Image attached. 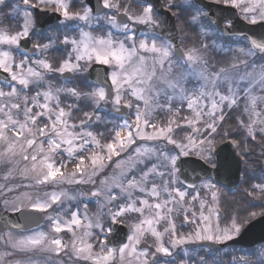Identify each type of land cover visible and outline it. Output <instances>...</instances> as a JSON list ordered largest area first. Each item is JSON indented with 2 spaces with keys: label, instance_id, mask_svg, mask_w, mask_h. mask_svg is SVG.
<instances>
[{
  "label": "snow or ice",
  "instance_id": "6c2138e0",
  "mask_svg": "<svg viewBox=\"0 0 264 264\" xmlns=\"http://www.w3.org/2000/svg\"><path fill=\"white\" fill-rule=\"evenodd\" d=\"M213 2L240 9L262 31L237 34L231 17H215L204 0H0V198L29 222L31 212L43 214L37 219L48 225H12L0 235V264H264V233L232 247L264 220V207L229 214L221 227L217 183L231 161L220 158L216 140L238 149L234 157L251 154L244 140L229 138L226 108L240 109L238 127L249 138L264 139V0ZM41 12L57 14L54 28L37 26ZM181 31L191 46L174 42ZM210 48L231 59L213 64ZM57 51L63 55H49ZM94 65L107 67L93 79ZM188 77L202 82L197 92L185 90ZM177 95L190 119L173 109ZM109 106L131 115L89 130L112 123L101 115ZM65 184L91 185L78 195L96 198L106 222L89 216ZM251 189L264 204V178ZM130 214L136 223L121 235ZM177 216L195 229L180 232ZM146 234L152 245L142 243Z\"/></svg>",
  "mask_w": 264,
  "mask_h": 264
},
{
  "label": "water",
  "instance_id": "95a60500",
  "mask_svg": "<svg viewBox=\"0 0 264 264\" xmlns=\"http://www.w3.org/2000/svg\"><path fill=\"white\" fill-rule=\"evenodd\" d=\"M204 3L210 5V8L208 10H210L212 13H215V17H222V16L231 17L237 34L243 32V33H247L248 35H251L253 30L256 32L262 31V29L258 25H251L246 20H244L240 16L237 8H232L225 5H217L216 3L208 0H204ZM222 9L224 10L222 11ZM38 15H39V20L37 26L39 28H43L47 25V23L55 22L57 14H53L50 12L47 13L41 12L38 13ZM124 21H127V19H125ZM172 23L173 22L170 20L168 24V30L173 36H177L176 31L172 29ZM179 38H180V33L174 42L179 43ZM93 67L95 68V71L92 72L91 78L94 79L97 73L102 75L104 72V68L107 66L94 65ZM117 114L121 116L123 115L127 116L128 109L123 108L121 112ZM218 148L222 149L220 158L223 159L224 157H228L231 161L228 171L226 173H222V178L218 184L225 186L229 189H233L240 180V173L242 169V162L240 161L242 160V158L232 156V153L238 150L234 149L230 145L224 146L223 144H221ZM188 182L191 183V181ZM41 215L43 214L37 212H31V219L36 221L35 223H32L29 222L28 217L23 212L9 211V210L2 211L0 212V233H5L9 231V229H11V226L17 223H21V224L27 223L28 227L34 230L37 228V223H39L40 225L43 224L44 219H37ZM253 223L256 225L255 228H253L251 232H249L247 235L244 236V243L241 245L247 246V242L249 240L255 239L256 237L264 233V220L259 222L254 221ZM119 229L121 231V235L128 234V230L124 225L121 224L119 226ZM210 243L211 242H206L205 245H209ZM213 247H220V246L213 245Z\"/></svg>",
  "mask_w": 264,
  "mask_h": 264
},
{
  "label": "flooded vegetation",
  "instance_id": "af4514ba",
  "mask_svg": "<svg viewBox=\"0 0 264 264\" xmlns=\"http://www.w3.org/2000/svg\"><path fill=\"white\" fill-rule=\"evenodd\" d=\"M213 1V0H211ZM98 2V0H92L93 4H96ZM134 7L136 5H133ZM112 14V13H109ZM119 19L125 20L127 19L126 17H120ZM48 22V21H47ZM127 22V21H125ZM56 24L55 22H49L47 23V25L43 28H40L42 31L45 30H49L54 28ZM97 35L101 34L100 32L96 33ZM114 37L115 38H122L123 36L120 35L119 33H114ZM181 43V41H180ZM51 55H56V56H62L63 52L62 51H57L55 53H50ZM110 107V106H109ZM108 107V108H109ZM116 113V112H114ZM128 113L130 116V110H128ZM127 116V117H128ZM123 117H119L118 119L121 120ZM236 135L240 136L241 138L244 139H251L247 136V133L245 130L241 129L238 127V123L236 121ZM245 132V133H244ZM260 136H256L255 139H257ZM260 141L259 143L256 145V148L252 149L250 152L255 155V158H248L247 156H243L244 160H243V170L241 171V179L239 181V183L233 188V189H229L225 186H221L217 184V189H218V197H219V207L222 213V217H221V227L224 226V224L226 223V217L229 214H239V215H246L247 213L244 211V209L246 208H250V210L253 211H259L261 207H264V204L261 203V201L259 199L253 201V198L251 196H249L247 193L251 192V184L254 183H259L261 182V179L264 178V139H262L260 137ZM258 146V147H257ZM215 183V181H213ZM206 195V190L201 192V196H205ZM259 197V193L256 194ZM97 199H93V201H96ZM255 204V207H252V205ZM191 210V207H194V205H189L188 206ZM207 208V205H206ZM205 214H207V212L205 211ZM130 217H128L127 219H129ZM191 218V217H190ZM176 219V223L178 226L179 231H184L187 229H195V225L194 224H187L185 223V227L183 228L181 223H182V218L177 216L175 217ZM123 225H125L128 228V233L130 232V223L129 221L125 220V222L123 223ZM163 227V226H162ZM192 230V231H193ZM146 242L147 244L148 241L147 240H143L142 243ZM205 243V242H202ZM205 248H207L208 245H204ZM232 246V245H229ZM247 247L244 245H234L232 247ZM227 250V249H225ZM221 255H223L221 253ZM228 257H224V260L227 261Z\"/></svg>",
  "mask_w": 264,
  "mask_h": 264
},
{
  "label": "rangeland",
  "instance_id": "374dc122",
  "mask_svg": "<svg viewBox=\"0 0 264 264\" xmlns=\"http://www.w3.org/2000/svg\"><path fill=\"white\" fill-rule=\"evenodd\" d=\"M237 9H238V8H237ZM239 11H240V9H239ZM240 13H241V11H240ZM241 15H242V17H243V14H242V13H241ZM118 39H122V38H118ZM242 46H243V45H234L232 48H233V49H236L237 47H242ZM216 50L221 51V50H219V49H216ZM221 52H222V53H225L224 51H221ZM234 54H235V53L233 52L232 55H234ZM230 59H231V55H227V62H228ZM227 62H226V63H227ZM172 71H173V72H176L177 69H176V68H173ZM179 71L183 72L184 69H183V68H180ZM194 81H195V82H194ZM157 83L159 84L160 88L163 89V83H162V82H157ZM201 83H202V82L197 81L195 77H188L187 80H186V82H185V84H184V87H185V90H186L188 93L197 92V91L199 90V88H200V84H201ZM169 91H170V90H169ZM207 91H212V89H211L210 86H209V88L207 89ZM160 103H163V98H162V97L160 98ZM205 103H208L209 106H210V101H204V100L201 101V104H202V105L205 104ZM176 106H177L178 108H182L183 106H185V107L188 109V107H187V102L184 101V100H181V99L179 98L178 95L173 99V102H172V107H173V109H175ZM107 109H108V111L110 110L111 113H112V115H113L114 112H112L111 107H109V108H107ZM175 110H176V109H175ZM197 110H198V109H197ZM230 110H233V109H228V108H226V109H225V113L229 112ZM237 110L239 111V113H238V117H240V116H241L240 109L237 108ZM188 111H189V114H186L184 117H188V118L190 119V118L192 117V115H193V112H192V110H190V109H188ZM179 114H180V113H179ZM105 119L109 121L110 118H105ZM122 119H123V118H122ZM122 119H121V120H117V121L114 120L111 124L113 125V123H120V122L122 121ZM183 123H184V122H183ZM111 127H112V126H111ZM184 127H185V129L187 130L188 126H187V125H184ZM89 130L93 131L94 133L97 132V129H96V126H95V125H93ZM244 133H245V132H244ZM246 133H247V132H246ZM138 143H143V146H144V147H151V146H152V142H151V141H149V142H139V141H138ZM94 150H96L95 147H93L92 149H90V151H94ZM115 159H117V158L114 157V160H115ZM0 171H3V170L0 169ZM108 171L111 172V171H112V168H109ZM17 183H24V184H27L28 181H20V180H17ZM81 185H82V184H81ZM70 186H71V187H70ZM73 186H76V185H75V184H72V185H67V184H65V185H63L62 187H63V189L66 190L70 195H77V196H78V200H79V199L82 198V197H79V195H78L79 193H73V192L71 191V189H73ZM90 186H91V185H90ZM87 189H90V188H89V185H87ZM30 190H31V189H21V191H24V192H30V193H31ZM57 191H59V189H57ZM84 193H87V192H84ZM16 195H19V193H17ZM85 197H87V196H85ZM87 198H89V199H95L94 197H87ZM1 202H2V204H3V206H4V209L1 210V211H4V210L13 211V210L11 209L10 206H5V205H4V203H3V199L1 200ZM72 203H75V202H72ZM94 205H95V206L98 205V208H97V209H94V212H92V210L90 209V204L87 205V206L89 207V208H88V215H89V216L99 215V216L102 217V219H103L104 221H106V220H107V217H106L105 213H106L107 210H106V209H101V208H100V202H97V203L94 204ZM219 205H220V204H219ZM81 210L83 211V205H81ZM129 217H130V218H129V219H126V220L129 221L130 225L135 224V223H136V216H135L134 214H130ZM182 224H183V225H182ZM184 224H185V223H181V225H182L183 228L185 227ZM47 227H48V225L46 224V227L43 228V229H44L45 231H47ZM157 227H158V230H159V231L163 232V227H162V226H157ZM192 230H193V229H187V230H184V231H181V232H182V233H188V232H192ZM94 231H98V230H95V229H94ZM6 233H7V232H6ZM6 233H4V234H6ZM24 234H28V233H24ZM66 234L68 235L69 238H66V237L63 236V239H64L65 242L69 241V240L72 238V237H71V233H66ZM13 235H17V233H14V232H13ZM154 239H155V238L151 237L150 234H146L145 237H144V240H147L148 243H149L150 245H152V244L154 243ZM165 239H166V236H165ZM2 244H3V242L0 241V254H2L4 251H6V249L2 246ZM20 258H21V257H17V259H20ZM54 259H56V258L54 257ZM64 259L66 260V258H64Z\"/></svg>",
  "mask_w": 264,
  "mask_h": 264
},
{
  "label": "trees",
  "instance_id": "16d2710c",
  "mask_svg": "<svg viewBox=\"0 0 264 264\" xmlns=\"http://www.w3.org/2000/svg\"><path fill=\"white\" fill-rule=\"evenodd\" d=\"M180 33H181V36H182V45L185 46V47L191 46L192 41L184 38L185 37V32L181 31ZM193 35H194V33H193ZM208 56H209V59L211 60V62L213 64L222 65V64L227 62V57L224 55V53H222V52H220L218 50H213V49L210 48ZM67 102L68 103H73L74 101L72 99H69ZM175 109H179L180 110V112H179L180 116L184 117L186 114H189V111L187 110V108L185 106H183L182 108H178L176 106ZM86 110L90 111V109H86ZM109 115H111L110 114V110L109 111L106 110V111H104L102 116H109ZM169 115L170 114L168 112H164L162 116H158V117L162 118V120H163L164 118L168 117ZM237 116H238V111L237 110H230L229 112H227L226 113L225 122H224V128L228 129L232 133V135L229 138H235V139L244 140L245 148L251 151L252 149L256 148V145L259 143V140H257V139H249L248 140V139H244V138H241L240 136L236 135V127H235L236 126V122L235 121H236V117ZM181 123L183 124V121H181ZM110 125H111V123L102 125L98 129V132H104L105 126L109 128ZM216 140H217V146H218L221 143V137L217 136ZM247 157L248 158H255L256 156L251 153L250 155H247ZM2 175H3V171H0V176H2ZM2 182L3 181L0 180V183H2ZM30 191L32 192L33 190H30ZM71 191L73 193H80V192H86V191H88V189H87V185H83L82 184V185L73 186V189H71ZM2 199L3 198H0V211L4 209V206H3L2 202H1ZM46 224H47V221H45V224L43 225V228L46 227ZM14 233H17V232H14ZM0 235H3V234H0ZM61 235L66 237V238H69L66 233H62Z\"/></svg>",
  "mask_w": 264,
  "mask_h": 264
}]
</instances>
